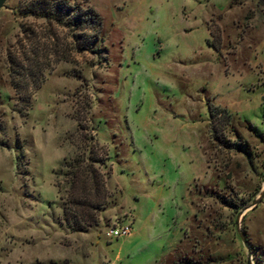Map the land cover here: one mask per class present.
I'll return each mask as SVG.
<instances>
[{"label": "rangeland", "instance_id": "1", "mask_svg": "<svg viewBox=\"0 0 264 264\" xmlns=\"http://www.w3.org/2000/svg\"><path fill=\"white\" fill-rule=\"evenodd\" d=\"M67 1L100 17L93 52L0 8V264H264V193L238 218L246 248L233 223L264 185V0ZM81 134L108 195L72 232L53 184Z\"/></svg>", "mask_w": 264, "mask_h": 264}, {"label": "trees", "instance_id": "2", "mask_svg": "<svg viewBox=\"0 0 264 264\" xmlns=\"http://www.w3.org/2000/svg\"><path fill=\"white\" fill-rule=\"evenodd\" d=\"M16 12L20 17L39 18L48 27L53 25L65 30L70 39V50L75 53L93 52V45L99 40L100 17L91 7L82 8L67 0H20ZM48 32L46 36L53 40V33ZM207 45L211 46L210 43ZM61 59L66 61L65 56ZM7 62L18 65L8 55ZM208 115L222 124L228 121V114L215 107H209ZM210 133L216 145L223 143L213 124H210ZM80 141V152L62 159L56 172L61 180L55 179L53 184L60 202L61 221L72 232H84L96 225L97 214L103 209L108 195L105 179L109 168L104 163L107 159L105 149L86 134H81ZM240 146L239 140L233 143V147Z\"/></svg>", "mask_w": 264, "mask_h": 264}, {"label": "water", "instance_id": "3", "mask_svg": "<svg viewBox=\"0 0 264 264\" xmlns=\"http://www.w3.org/2000/svg\"><path fill=\"white\" fill-rule=\"evenodd\" d=\"M4 1H5V0H0V8L3 6ZM263 193H264V185H263V187L261 188V190L258 192L257 196H256L255 198H253V199L249 202V204H248L247 206L241 207V208L237 211V213H236V215H235V218H234V222H233V223H234V226L236 227V230H237V232H238L239 239H240L242 245L244 246V248H246V243H245V240H244L243 234H242L240 231H238V229H237L238 218H239V216H240V215H241L246 209L251 208V207H253L255 204H257V203L259 202L261 196L263 195ZM245 264H251L250 261H249V257H248L247 254H246V257H245Z\"/></svg>", "mask_w": 264, "mask_h": 264}, {"label": "built area", "instance_id": "4", "mask_svg": "<svg viewBox=\"0 0 264 264\" xmlns=\"http://www.w3.org/2000/svg\"><path fill=\"white\" fill-rule=\"evenodd\" d=\"M129 232V228L126 225H119V226H115V227H110L107 230V235L110 237H123L126 236Z\"/></svg>", "mask_w": 264, "mask_h": 264}, {"label": "crops", "instance_id": "5", "mask_svg": "<svg viewBox=\"0 0 264 264\" xmlns=\"http://www.w3.org/2000/svg\"><path fill=\"white\" fill-rule=\"evenodd\" d=\"M131 235H132V233L130 232L128 236H131Z\"/></svg>", "mask_w": 264, "mask_h": 264}]
</instances>
